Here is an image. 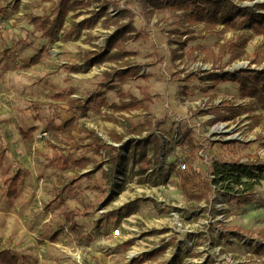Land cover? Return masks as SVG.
<instances>
[{
    "label": "rangeland",
    "instance_id": "rangeland-1",
    "mask_svg": "<svg viewBox=\"0 0 264 264\" xmlns=\"http://www.w3.org/2000/svg\"><path fill=\"white\" fill-rule=\"evenodd\" d=\"M57 1L0 0V249L11 248L20 256L21 264H80L79 259L86 264H100L94 254L109 242L126 254L130 250L141 252L135 258L141 255L142 260L134 264H264V244L261 251H256V246L241 243L246 236L264 238V103L243 95L236 82L212 86L209 81H201L199 75L203 70L264 68V33L223 24L182 26L179 12H152L143 8L139 0H133L131 7L126 0H120L119 8L131 9L134 24L141 32L139 39L123 46L133 54L122 63L106 61L93 64L87 71H74L83 51L95 45L104 47L115 25L99 21L78 34L73 22L89 14L74 19L70 12L58 34L46 37L34 29L32 19L49 14L53 17ZM237 3L264 12V6H257L264 5V0ZM100 6L94 1L88 9ZM108 12L114 17L118 9L110 5ZM241 21L237 19V23ZM187 28L196 39L182 50L170 38H176L175 31L185 32ZM242 35L247 42L243 43ZM224 42L242 44L247 55L232 60L227 53L219 58ZM177 49L182 56L175 59ZM40 50H44L40 61L32 63ZM120 64H142L143 71L109 89L103 85V73ZM192 72L196 74L185 80ZM170 89L176 97L173 104L168 97ZM144 92L151 95L147 111L118 112L112 107L132 97L142 98ZM94 95L84 108L75 110L72 99L86 100ZM219 100L242 104L247 109L237 116L224 109L217 112L213 108ZM147 118L152 126L148 125L141 135L132 133ZM71 120L72 124L66 125ZM190 124L197 126L196 131ZM177 125L193 131L198 143L195 151L205 142V153L213 160L206 164L201 157L192 159L191 164L202 173L198 182L189 186L188 194L183 191L180 171L175 167L169 165V170L161 168L145 178L141 163L131 152V144L154 132L158 134V130L171 136ZM115 133L124 135L121 143L112 141ZM96 137L103 138L102 143L120 147L116 163L107 149L96 153L88 146ZM233 140L237 142H227ZM166 146L171 157V143ZM188 147L185 143L182 150L189 158ZM32 148L35 153L30 160ZM161 154V148L157 155L148 147L150 166L153 161L158 166ZM69 156L90 158L92 162L81 168L68 162ZM243 160L253 163L248 166L262 174L252 179L248 202L234 197L235 190L246 188L244 184L231 182L235 188L231 191L227 188L229 182L224 181L206 192L214 164ZM20 162H26L27 167L18 183L20 194L11 199L5 178L16 173ZM147 162L143 163L148 166ZM35 190H40L38 198L45 211L52 210L53 217L73 210L84 222L76 230L54 223L45 228L42 239H35L31 235L36 230L34 224L22 220L27 205L37 203L30 201L32 197L37 200ZM200 193H206L200 201L190 196ZM136 199H140L138 211L129 215L132 230L118 241L111 232L123 216L112 218L107 212ZM240 199L244 201L243 196ZM101 205L106 209L104 213H100ZM60 227L63 230L54 241ZM162 229L166 231L153 233ZM157 248L162 251L156 256L145 255ZM134 259L127 260L131 263ZM118 264H127L124 252Z\"/></svg>",
    "mask_w": 264,
    "mask_h": 264
},
{
    "label": "trees",
    "instance_id": "trees-1",
    "mask_svg": "<svg viewBox=\"0 0 264 264\" xmlns=\"http://www.w3.org/2000/svg\"><path fill=\"white\" fill-rule=\"evenodd\" d=\"M98 1L101 6L97 9H88V7L94 2ZM120 0H58L55 5L54 13L45 16H36L32 19V24L34 29L40 30L46 37L53 38L56 36L61 28L65 25L66 17L70 12H73V18L76 19L81 15L87 13L89 14L85 18L74 21L73 23L77 27L78 34H81L83 28H90L96 25L99 21L109 25L112 21V25H115L114 30L109 35L106 40L104 47H99L95 45L94 48H89L84 50L81 57V62L73 66L74 71H87L95 63H103L106 61H113L116 63H122L126 61V58L133 54L132 51L126 50L123 46L129 41H136L140 38L141 32L137 30L134 19L135 14L130 8H119ZM133 0H126V4L131 7ZM237 1L242 0H139L141 6L145 9H150L154 11H164L170 10L173 12H179L180 14V24L182 26L195 25L198 23H205L211 27L223 24L225 27H247L257 34L264 33V12L257 11L255 9H250L247 6L237 3ZM112 5L118 9L116 16H112L108 12V7ZM257 6H264L258 3ZM150 7V8H149ZM1 11V10H0ZM127 20H124L126 19ZM242 18L240 23H237V19ZM191 30L188 28L185 32L175 31L177 34L176 38H170L171 41H175L178 47L184 50L189 42L196 39L193 34H189ZM184 36H187L184 38ZM244 42H247L246 36L242 35L240 37ZM175 50L174 58H179L182 54ZM44 50H40L39 53L34 55L31 59L32 63H38L42 57ZM183 53V52H182ZM227 53L231 54L232 60L241 59L243 56L247 55V50L242 44H234L230 42H224L220 45L219 58H223ZM142 64H120L119 67L106 70L103 75L106 81L103 85L109 89L117 88L123 83L127 82L130 78H135L141 74L143 71ZM196 74L192 72L186 76L187 80L190 76ZM201 81H209L212 86H216L221 82H236L240 86V91L243 95L252 97L256 99L258 103H264V68L249 67L236 71H226L222 69L220 71H209L203 70L199 72ZM185 89V87H184ZM100 95V94H99ZM65 97V96H63ZM96 96H92L86 100L82 98L72 99V103L76 104L77 109L85 107L87 101L94 100ZM151 101V95L144 92L142 98L132 97L129 100H122L120 104H112L115 111H131L134 109H143L147 111L149 109V102ZM215 111L220 112L224 109L226 112H230L233 116L242 114L247 108L242 104H234L226 101H222L218 106H214ZM72 120L68 121L66 125L70 126ZM152 126V121L147 118L146 123L143 124L139 129L131 130L132 133L142 134L146 128ZM183 146L185 143L188 144L189 158L187 156V161L189 160L188 168L180 171V176L183 181V191L185 194L189 193V186L198 182V177L201 173L197 170L191 163L192 159L195 158V150L198 143L195 142L193 131L191 129H185L183 136ZM124 139L123 134L115 133L112 136V141L121 143ZM103 138L96 137L93 142H89L88 146L94 148L96 153H100L103 149H107L111 155L114 163L118 161L119 156V146L113 143H102ZM227 142H237L227 141ZM134 146L132 152V157H136L138 163H141L140 171L144 174L150 167V159L147 158V149L149 146L155 151V154H159L160 151V137L154 132L148 136L140 139L136 144H131ZM148 160L146 164L143 162ZM68 162L74 164L75 166H80L81 168L86 167L92 162L90 158H73L68 157ZM249 164L240 161H230L223 162L219 166L214 164L212 173L221 174L222 180L229 182L227 188L234 191L235 188L231 186V182L237 183L239 185L243 184L246 188L237 189L234 191V197L238 198L240 202L249 201V193L253 188L254 182L252 179L261 177V173L255 172ZM263 171V170H262ZM90 173V172H87ZM20 174L16 173L12 177L7 178L6 185L8 188L7 195L9 197H14L17 193V183ZM243 178H248V181L243 180ZM207 190H212V182H207ZM192 198L197 200H202L206 197V193L200 194H190ZM244 197V201L240 197ZM140 199L133 200L127 204H123L121 207L112 209L107 212V215L115 218L118 216H129L138 211V202ZM77 214L71 211L69 216L66 218V226L69 225L71 229H78L79 225L75 222L74 218ZM102 219H99L101 222ZM61 230H58L54 237L55 239L60 235ZM166 229L153 230V233H162ZM238 235V232H234ZM263 248L256 247V251H261ZM162 251L161 248H157L146 252L147 257H154ZM136 258L134 261L140 262L141 260ZM0 264H21L20 256L15 253L11 248H3L0 250Z\"/></svg>",
    "mask_w": 264,
    "mask_h": 264
},
{
    "label": "built area",
    "instance_id": "built-area-1",
    "mask_svg": "<svg viewBox=\"0 0 264 264\" xmlns=\"http://www.w3.org/2000/svg\"><path fill=\"white\" fill-rule=\"evenodd\" d=\"M218 102L219 103H216V104L219 105L222 101L219 100ZM206 105H207V101L205 100V106ZM196 127H197L196 125L190 124V128H192L194 131H196L195 130ZM184 131L185 130H182V128H180L178 125L175 128H173V132H172L171 136L167 135L165 132H160L159 130L157 131V133H158L157 135L160 137V148L162 150L161 162L157 166L154 163L155 161H153V166H150L147 169V171L144 173L143 177H145V178H148L150 176L152 177L154 175V172L161 169V168H162V170H165V169L169 170L173 166L178 171H183L186 168H188L187 155L182 150ZM44 134L47 135V133H44ZM193 135H194V133H193ZM167 142L171 143V148L173 149L171 157H169V152L167 151V146H166ZM204 143L205 142H202L201 148L199 147L198 150L195 151V155L198 157H201L202 160H204L206 164H209V163H212L213 160L209 159L207 154L205 153V150H204L205 148L203 147ZM241 162L249 164V165L253 164V163H250V162L244 161V160ZM169 165H171V167ZM209 177H210L211 182H212V189L218 188L224 182L222 180L221 174L210 173ZM152 180L155 181V177H153ZM149 184L150 183L147 182L145 184V186L148 188ZM105 211H106V209L104 207H101L100 213H104ZM120 221L121 222L118 225V227L116 229L113 228L112 232H111L112 237H114L118 240L124 239V237L126 235H129V232L132 230V227L129 224V217L123 216L122 220H120ZM125 229L127 230L126 232H125ZM245 238L246 239L243 240V242H241L243 245L246 246V244H251V245H254L256 247L260 246V248H263L262 245L264 244V242H262V241H264V238H261V239L260 238H251L248 236H246ZM256 247H255V250H256ZM140 253L141 252H138V254H135V252L133 250H130L129 252H127L126 257L128 260H132L135 258V255H139ZM140 256H138L137 258H139ZM78 261L80 262V264H86L83 261H81L80 259Z\"/></svg>",
    "mask_w": 264,
    "mask_h": 264
},
{
    "label": "crops",
    "instance_id": "crops-1",
    "mask_svg": "<svg viewBox=\"0 0 264 264\" xmlns=\"http://www.w3.org/2000/svg\"><path fill=\"white\" fill-rule=\"evenodd\" d=\"M83 19V18H82ZM82 32V31H81ZM175 35V34H173ZM107 40V39H106ZM16 44V43H15ZM18 46V45H16ZM93 49V48H92ZM81 62V61H80ZM174 91V90H173ZM172 89H170L168 91L169 93V99H170V102L173 104V101L176 99L175 97V94L172 93L173 92ZM176 92V91H175ZM174 94V96H172ZM227 102V101H226ZM235 104V103H234ZM169 107V105H168ZM132 111V110H131ZM131 111H127V112H131ZM33 149V150H32ZM30 151H29V159L31 160V157H33L34 153H35V148H32ZM29 160V161H30ZM31 162V161H30ZM27 167L26 166V162H20L19 166H18V170L16 171V173H19L20 174V177H19V180H18V183H20L21 181V178H22V173L24 172V168ZM15 173V174H16ZM14 174V175H15ZM9 177H12L11 176H8L7 178ZM5 178V180L7 179ZM17 183V187L19 186V184ZM0 191H1V188H0ZM39 191L40 190H35L36 192V197H37V200L36 198H30V201H36L37 203L34 205L32 204H28L27 205V211H25L23 213V221L27 224H34L33 226L36 228L35 232H32L31 235L35 238V239H42V237L40 238V236L45 232V228L48 227L49 225H53L54 223H58L59 225H66V218L69 216V213L73 210H65L63 212H61V216H57L55 215L53 217V213H52V210L48 209V210H44V204L43 202L40 200V198H38V194H39ZM18 194H20V189H17V193L14 197H11V199L15 198ZM40 195V194H39ZM106 205H108V203H106ZM105 205V206H106ZM101 207H103V205H101ZM24 210V209H23ZM18 211L19 212H22V208L19 207L18 208ZM110 211V210H109ZM77 215L75 216L74 220L75 222L80 226L81 223H83L84 221L82 220L83 218L80 217V214L78 212H75ZM129 217V216H127ZM102 219V218H101ZM88 224V223H87ZM56 225V224H55ZM62 227H60L61 229ZM59 229V230H60ZM91 230H92V227H91ZM127 230L125 229V232ZM56 233V232H55ZM54 233V235H55ZM61 234V233H60ZM59 237V236H58ZM57 237V238H58ZM56 238V239H57ZM55 237L53 236V240L55 241L56 240ZM116 239V238H115ZM118 240V239H116ZM118 241H121V240H118ZM50 243H54V242H50ZM114 242L113 243H108L107 246L103 247L100 251L98 252H95V259L98 258L100 264H118L119 262V257L120 255H122V253L124 252V257H125V263L127 264H134L135 263V259L130 263L128 260H127V257H126V251H121L120 249H117L115 248L114 246ZM3 248H6V247H3ZM2 248V249H3ZM1 250V249H0ZM44 251V249H43ZM88 264H91V261L87 262Z\"/></svg>",
    "mask_w": 264,
    "mask_h": 264
},
{
    "label": "bare ground",
    "instance_id": "bare-ground-1",
    "mask_svg": "<svg viewBox=\"0 0 264 264\" xmlns=\"http://www.w3.org/2000/svg\"><path fill=\"white\" fill-rule=\"evenodd\" d=\"M183 237L181 236V239H182Z\"/></svg>",
    "mask_w": 264,
    "mask_h": 264
}]
</instances>
